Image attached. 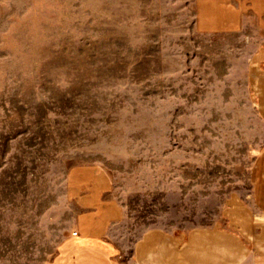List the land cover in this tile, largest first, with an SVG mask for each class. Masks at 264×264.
<instances>
[{"label": "rangeland", "instance_id": "rangeland-1", "mask_svg": "<svg viewBox=\"0 0 264 264\" xmlns=\"http://www.w3.org/2000/svg\"><path fill=\"white\" fill-rule=\"evenodd\" d=\"M256 51L197 33L192 0H0V264L53 259L76 164L110 174L133 237L255 213Z\"/></svg>", "mask_w": 264, "mask_h": 264}, {"label": "crops", "instance_id": "crops-1", "mask_svg": "<svg viewBox=\"0 0 264 264\" xmlns=\"http://www.w3.org/2000/svg\"><path fill=\"white\" fill-rule=\"evenodd\" d=\"M201 35H242L257 47L250 60V92L264 122V0H192ZM255 35L262 38L257 39ZM66 192L75 210L72 234L48 264H264V151L251 172L255 213L231 212L222 228L175 233L151 229L137 236L104 169L73 165Z\"/></svg>", "mask_w": 264, "mask_h": 264}]
</instances>
